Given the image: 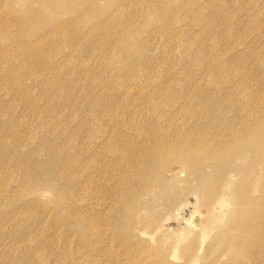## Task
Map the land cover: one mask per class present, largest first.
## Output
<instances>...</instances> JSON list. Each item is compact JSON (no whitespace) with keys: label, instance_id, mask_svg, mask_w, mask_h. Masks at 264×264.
<instances>
[{"label":"rangeland","instance_id":"1","mask_svg":"<svg viewBox=\"0 0 264 264\" xmlns=\"http://www.w3.org/2000/svg\"><path fill=\"white\" fill-rule=\"evenodd\" d=\"M0 264H264V0H0Z\"/></svg>","mask_w":264,"mask_h":264},{"label":"bare ground","instance_id":"2","mask_svg":"<svg viewBox=\"0 0 264 264\" xmlns=\"http://www.w3.org/2000/svg\"><path fill=\"white\" fill-rule=\"evenodd\" d=\"M257 127H258V126H257ZM258 128H259V127H258ZM258 128H257V129H258ZM260 128H262V127H260ZM256 132H257V131H256ZM255 134H256V133H255ZM262 135H263V134H262ZM255 137H256V136H255ZM257 137H258V136H257ZM259 137H260V136H259ZM262 139H263V138H262ZM262 143H263V142H262ZM165 149H166V148H165ZM195 149H196V148H195ZM179 150H180V149H179ZM183 150H184V149H183ZM161 151H162V150H161ZM189 151H190V149H189ZM163 152H164V151H163ZM175 152H176V151H175ZM177 152H178V151H177ZM180 152H182L181 154H183V152L186 153L185 150H184V151H180ZM190 152H191V151H190ZM188 153H189V152H188ZM206 153H208V152H206ZM175 154H176V153H175ZM178 154H179V152H178ZM178 154H177V155H178ZM189 154H190V153H189ZM168 155H170V154H168ZM168 155H167V156H168ZM191 155H192V154H191ZM181 156H182V155H181ZM194 156H195V155H193V158H194ZM183 157H184V156H183ZM165 158H166V156H165ZM165 158H164V159H165ZM188 158H189V157H188ZM191 158H192V156H191ZM193 158H192V160H193ZM159 159H161V158H159ZM166 159H168V158H166ZM166 159H165V160H166ZM187 160H188V159H187ZM162 161H163V159H162ZM166 161H167V160H166ZM188 161L191 162L190 159H189ZM157 162H159V160H158ZM181 162H182V161H181ZM181 162H180V163H181ZM191 163H192V162H191ZM152 164H153V163H152ZM159 164H160V163H159ZM162 164L164 165L165 162H162ZM160 165H161V164H160ZM166 165H167V164H165V166H166ZM156 166H157V165H156ZM158 166H159V165H158ZM161 166H162V165H161ZM165 166H164V167H165ZM167 166H168V165H167ZM184 166H186V165H184ZM166 168H167V167H166ZM180 168H181V167H180ZM149 169H151V168H149ZM159 169L161 170L160 167H159ZM159 169L157 168V170H159ZM163 170H164V169H162L161 171L163 172ZM150 172H152V170H150ZM162 172H161V177H162V175H163ZM155 173H156V171L154 172V176H155V175H158V174H155ZM157 173H158V172H157ZM159 174H160V173H159ZM155 178H156V176H155ZM155 178H154V179H155ZM156 179H158V178H156ZM159 179H160V178H159ZM155 181H156V180H155ZM161 181H162V180H161ZM161 181L159 180L158 183L161 182ZM206 196H207V195H206ZM223 196H224L223 198L225 199V195H223ZM207 197H208V196H207ZM209 197H210V196H209ZM209 197H208V198H209ZM221 197H222V196H220L219 198H221ZM206 199H207V198H206ZM206 199H205V200H206ZM223 202H224V201H223ZM225 203H226V202H224V204H225ZM223 212H224V211H223ZM176 213H177V212H176ZM241 213H242V212H241ZM243 214H244V213H243ZM248 215H249V213H248ZM191 216H192V215H191ZM216 216H217V215H216ZM218 216L220 217V215H218ZM198 218H199V217H198ZM217 218H218V217H217ZM221 218H222V217H221ZM221 218H219V219H221ZM245 218H246V217H245ZM187 219H188V221H189V219H191V218L189 217V218H187ZM219 219H218V220H219ZM241 219H242V218H241ZM192 221H193V219H192ZM237 221H238V220H237ZM239 221H240V220H239ZM245 221H246V219H245ZM245 221H244V219H243V222H245ZM186 222H187V221H186ZM208 222H209V221H208ZM208 222H205L203 228H205V227L208 226ZM241 222H242V221H241ZM243 222H242V223H243ZM189 223H191V221H190ZM189 223H187V224L189 225ZM193 223H194V222H193ZM236 223H237V222H236ZM242 223H239V224H242ZM244 224H245V223H243V225H244ZM245 225H246V224H245ZM193 226H194V224H193V225L191 224V226H189V227H193ZM236 226H238V227L240 226V228L242 229L241 225H236ZM196 227H197V226H194V228H196ZM238 227H236V228L239 229ZM243 227H244V226H243ZM248 227H249V226H248ZM197 228H198V227H197ZM241 229H240V230H241ZM244 229H245V231H246V228H244ZM244 229H243V230H244ZM247 230H249V229L247 228ZM238 231H239V230H238ZM246 232L249 234L248 231H246Z\"/></svg>","mask_w":264,"mask_h":264}]
</instances>
